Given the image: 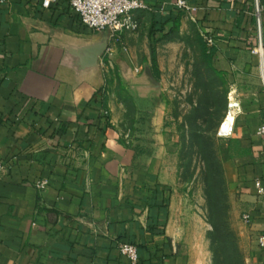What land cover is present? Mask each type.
<instances>
[{"label":"crops","instance_id":"1","mask_svg":"<svg viewBox=\"0 0 264 264\" xmlns=\"http://www.w3.org/2000/svg\"><path fill=\"white\" fill-rule=\"evenodd\" d=\"M142 1L151 9L136 13L138 30L114 40L81 25L67 0L49 9L0 0V264H131L121 243L136 246L141 264H180L164 171L166 104L147 42L171 28L161 25L171 16L181 29L191 19L176 0ZM188 2L218 58L253 40L249 0ZM244 99L232 87V135L247 156L227 163L226 177L250 215L241 233L246 260L264 264V194L255 189L256 180L264 186V137L256 134L264 99Z\"/></svg>","mask_w":264,"mask_h":264},{"label":"rangeland","instance_id":"2","mask_svg":"<svg viewBox=\"0 0 264 264\" xmlns=\"http://www.w3.org/2000/svg\"><path fill=\"white\" fill-rule=\"evenodd\" d=\"M200 38L190 20L184 29L179 24L168 36L147 42L166 104L163 159L172 195V235L180 264H251L241 237L245 208L226 177V164L245 158L247 147L234 134L218 131L232 87L247 102L253 95L264 99L259 51H254L257 32L242 53L221 59L216 52L206 59Z\"/></svg>","mask_w":264,"mask_h":264},{"label":"built area","instance_id":"3","mask_svg":"<svg viewBox=\"0 0 264 264\" xmlns=\"http://www.w3.org/2000/svg\"><path fill=\"white\" fill-rule=\"evenodd\" d=\"M59 0H40V4L44 9H49ZM254 8L255 26L257 30L259 48L255 49L258 52L262 51V58L260 56V75L264 85V49L262 37V12L263 5L260 0H249ZM70 11L76 16L78 22L88 29L95 32H107L111 39L117 40L123 33L135 32L139 28V21L136 13L142 10H150L151 8L142 0H67ZM175 9L189 15L192 21H196L194 13L197 8L191 5L188 0H176L174 3ZM201 36L207 47L211 48L216 44L214 36L201 31ZM111 52L110 48L106 49ZM236 107V103H229V109ZM107 116L108 111L102 112ZM224 122V121H223ZM222 122V124H223ZM222 124L218 131L220 136H229L232 134L234 119L230 126L222 130ZM256 134L264 137V123L261 124ZM5 164L0 160V173L5 170ZM35 186L39 190H44L48 186V181L45 179L37 180ZM255 189L258 194H264V186L260 180L255 181ZM242 221L245 224L250 222V215L248 212L242 214ZM258 246L264 248V235H260L257 239ZM119 252L125 256L131 264H141L137 248L131 243H121L119 245Z\"/></svg>","mask_w":264,"mask_h":264},{"label":"trees","instance_id":"4","mask_svg":"<svg viewBox=\"0 0 264 264\" xmlns=\"http://www.w3.org/2000/svg\"><path fill=\"white\" fill-rule=\"evenodd\" d=\"M168 21H172V26H171V28L166 33L163 34V37L168 36L175 29H178L179 24H180L179 23V15L176 14L175 16H171L168 20H165L163 23H161V25H165ZM159 30L160 31H164L162 28H160ZM154 32H155V30L152 28L150 30L149 36L151 37L152 35H154ZM200 39H201V43H202V46H203L202 53L206 57V59H210L214 55V53H215V48L211 47V48L208 49L206 47V44H205L202 36H201ZM152 52H153V50H152ZM151 63H152L153 74H154V76L157 77L158 76V69L156 67V59H155L154 53H152ZM102 103H103V101L101 100V104Z\"/></svg>","mask_w":264,"mask_h":264},{"label":"bare ground","instance_id":"5","mask_svg":"<svg viewBox=\"0 0 264 264\" xmlns=\"http://www.w3.org/2000/svg\"><path fill=\"white\" fill-rule=\"evenodd\" d=\"M232 99V98H231ZM233 103V101H232ZM234 110L232 108H230L225 116L224 122L222 124V130H225L226 128L229 127V122L230 120H232L234 118Z\"/></svg>","mask_w":264,"mask_h":264},{"label":"water","instance_id":"6","mask_svg":"<svg viewBox=\"0 0 264 264\" xmlns=\"http://www.w3.org/2000/svg\"><path fill=\"white\" fill-rule=\"evenodd\" d=\"M105 42L100 46V47H97V48H94L92 50H90V53L93 54L95 57L99 54L100 50L105 48Z\"/></svg>","mask_w":264,"mask_h":264}]
</instances>
